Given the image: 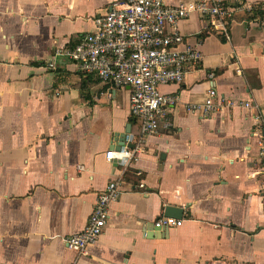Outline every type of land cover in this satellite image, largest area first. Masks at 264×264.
Here are the masks:
<instances>
[{
	"label": "crops",
	"instance_id": "0c3cea01",
	"mask_svg": "<svg viewBox=\"0 0 264 264\" xmlns=\"http://www.w3.org/2000/svg\"><path fill=\"white\" fill-rule=\"evenodd\" d=\"M115 1L0 0V264H264V0H218L225 32L199 13L179 23L201 63L161 87L178 101L150 136L129 87L58 55ZM211 90L206 118L191 108ZM120 147L136 151L129 165L108 160ZM113 181L121 194L80 255L66 239ZM167 207L181 226L156 227Z\"/></svg>",
	"mask_w": 264,
	"mask_h": 264
},
{
	"label": "built area",
	"instance_id": "2783aa9c",
	"mask_svg": "<svg viewBox=\"0 0 264 264\" xmlns=\"http://www.w3.org/2000/svg\"><path fill=\"white\" fill-rule=\"evenodd\" d=\"M193 13L207 17L210 24L224 32L226 20L231 17V9L218 0L175 5H168L166 0H117L96 22L94 32L58 55L67 57L82 74L95 75L118 88L129 87L131 114L141 122L142 134L150 136L158 133L160 127L168 126L166 115L178 101L176 96L164 94L161 87L181 84L185 75L201 63V53L186 46L178 27ZM53 66L49 64L50 68ZM216 96V91L211 90L204 104L191 110H200L209 118L218 111L213 102ZM135 154L136 151L124 148L110 152L108 160L129 165ZM120 194L119 183L111 182L98 196L85 229L66 239L70 249L80 255L87 254L107 225L109 204ZM181 224L179 220L166 217L155 223L158 228Z\"/></svg>",
	"mask_w": 264,
	"mask_h": 264
},
{
	"label": "water",
	"instance_id": "95a60500",
	"mask_svg": "<svg viewBox=\"0 0 264 264\" xmlns=\"http://www.w3.org/2000/svg\"><path fill=\"white\" fill-rule=\"evenodd\" d=\"M129 132L127 131L126 134H128ZM126 134L122 135L120 137V142L122 145L124 142H125V139H126ZM121 150V147L120 148H116V151H120ZM183 214V211L179 208H175V207H167L166 208V212H165V217L166 218H173V219H179Z\"/></svg>",
	"mask_w": 264,
	"mask_h": 264
},
{
	"label": "trees",
	"instance_id": "16d2710c",
	"mask_svg": "<svg viewBox=\"0 0 264 264\" xmlns=\"http://www.w3.org/2000/svg\"><path fill=\"white\" fill-rule=\"evenodd\" d=\"M256 14L258 15V11L257 10H255V12H254V15H256Z\"/></svg>",
	"mask_w": 264,
	"mask_h": 264
}]
</instances>
